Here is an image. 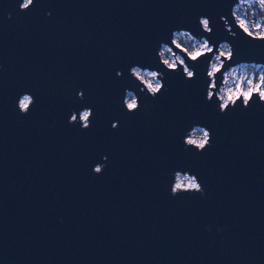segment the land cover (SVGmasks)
<instances>
[{"label":"water","instance_id":"1","mask_svg":"<svg viewBox=\"0 0 264 264\" xmlns=\"http://www.w3.org/2000/svg\"><path fill=\"white\" fill-rule=\"evenodd\" d=\"M21 3L0 0V264H264V103L254 95L245 109L240 95L222 115L207 102L220 43L236 50L224 72L264 64V42L239 29L233 38L221 20L238 0H36L26 12ZM180 30L211 49L174 44L186 63L201 61L191 81L159 62ZM134 65L164 72L168 90L141 92ZM126 89L140 97L135 114ZM24 93L36 100L27 115ZM84 108L94 111L88 130L68 123ZM197 125L212 132L203 153L184 149ZM175 170L197 175L208 196L173 198Z\"/></svg>","mask_w":264,"mask_h":264},{"label":"clouds","instance_id":"2","mask_svg":"<svg viewBox=\"0 0 264 264\" xmlns=\"http://www.w3.org/2000/svg\"><path fill=\"white\" fill-rule=\"evenodd\" d=\"M36 0H22L19 5L21 11H29L35 4ZM48 17L52 16L51 12L46 14ZM232 20L230 21L226 17H221L227 32L235 38L238 33L236 29H239L243 34L250 38L254 42H264V0H238V3L234 4L231 11ZM12 15L9 13L8 19H11ZM234 21V26L232 24ZM199 24L204 33L212 34L214 29L211 26L212 21L209 17L201 16L199 18ZM178 33L192 36L193 39L197 38L192 32L187 30H180ZM176 31L172 33L171 43H162L160 50L158 51L159 62L164 68L170 72L179 73L182 69L184 79L191 81L197 78V72L192 67V64L200 62L186 63L182 58L174 51V44L176 43L174 37L178 34ZM191 43V41H190ZM214 46V45H213ZM193 48L197 54L199 51L209 48V40L200 38ZM171 53V56H169ZM218 55L209 62L207 70V78L211 80V83L207 85V102L218 101V111L223 115L227 114L231 109L238 107V101L241 102L239 96L241 93V87L246 86L251 91V86L254 81L264 83V71L256 72L252 68H248L242 74H237L234 78H230L227 72H224L225 63H230L236 54V50L233 44L225 41L219 44ZM235 68V67H233ZM0 70H3V64H0ZM215 70V71H214ZM224 75L223 85H228L229 80L232 79V86L224 87L221 84H217L218 74ZM129 75L141 86L140 91L146 95H150L153 99L162 95L168 90L165 83V74L162 71L142 67L140 65H134L129 70ZM118 77H122L123 73L118 71ZM245 81L247 84L245 85ZM126 95L123 98V106L129 114H135L141 107V100L138 95H135L130 90H125ZM254 95L261 103H264V91H257L252 95H245L242 99V104L245 109L249 108L254 102ZM235 97V98H234ZM78 98L83 100L85 98V92L81 89L78 92ZM27 101V103H25ZM35 97L30 93L22 94L17 101V108L21 115H27L35 106ZM155 107V105H153ZM94 111L92 108H84L79 113L73 112L68 121L69 124L79 125L82 130H88L92 124V118ZM111 127L115 130L119 128V122H113ZM194 129H197L196 140L193 142L191 133ZM183 144L185 151L196 150L199 153L205 152L208 148L212 147V132L210 129L200 126H195L191 131L186 130L183 137ZM104 162L97 163L92 171L96 175H102L107 167L108 157L104 156ZM169 177H174L171 183L170 195L175 198L183 195H199L201 197H207L208 193L204 185L201 183L197 175L185 170H175L169 173ZM62 222V221H61ZM211 231V226L207 228ZM223 231V229H217Z\"/></svg>","mask_w":264,"mask_h":264},{"label":"rangeland","instance_id":"3","mask_svg":"<svg viewBox=\"0 0 264 264\" xmlns=\"http://www.w3.org/2000/svg\"><path fill=\"white\" fill-rule=\"evenodd\" d=\"M176 32L178 33L179 31H176ZM174 40L181 47H183V49L187 50L191 55H196L197 54L196 50L193 48V45L199 40V38L193 39L192 36H188V35H184V34L178 33L176 35V37H174ZM190 41H191V43H190ZM204 50H206V49H204ZM204 50L199 51V53L204 51ZM176 53L178 55H180L182 58H184L180 53H178V52H176ZM218 54L219 53L217 52V53L214 54V56L218 55ZM169 56H171V53H169ZM214 56H213V58H214ZM233 67H235V68H233ZM248 68H252L254 71L260 72V71H264V64H260V63L256 64V63H253V62H241V63H238L236 65L231 66L225 72L228 73L230 78H234L237 74H242ZM223 79H224V77H223ZM246 84H247V81H245V85ZM257 84H260L261 89H264V83H259L258 81H254L253 82V84L251 86V89L256 87ZM230 86H232V79L229 80L228 85H225V87H230ZM241 91H249V88L246 87V86H242L241 87ZM197 126H199V125H197ZM200 127H203V126H200ZM197 132H198V130L194 129L192 131V133H191V136L193 138V142H198L196 140Z\"/></svg>","mask_w":264,"mask_h":264},{"label":"bare ground","instance_id":"4","mask_svg":"<svg viewBox=\"0 0 264 264\" xmlns=\"http://www.w3.org/2000/svg\"><path fill=\"white\" fill-rule=\"evenodd\" d=\"M256 64H259V63H256ZM223 81H224V79H223ZM221 86H224L225 87V85H223V83H221ZM257 91H264V89H261L260 84H257L256 87H254V88L251 89V91H241L242 98H244L245 95H251L252 92H257Z\"/></svg>","mask_w":264,"mask_h":264}]
</instances>
